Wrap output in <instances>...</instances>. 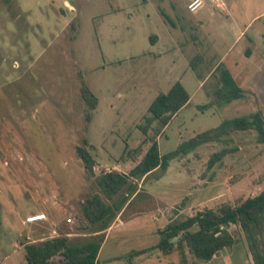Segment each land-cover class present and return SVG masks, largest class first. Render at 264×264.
I'll list each match as a JSON object with an SVG mask.
<instances>
[{
    "label": "rangeland",
    "instance_id": "374dc122",
    "mask_svg": "<svg viewBox=\"0 0 264 264\" xmlns=\"http://www.w3.org/2000/svg\"><path fill=\"white\" fill-rule=\"evenodd\" d=\"M223 1L226 12L211 4L190 12L188 0H0V264H28V243L92 238L81 205L98 188L78 149L93 155L96 176L129 174L160 126L143 131L150 105L175 83L192 98L157 137L162 155L225 119L264 114V0ZM224 69L245 97L220 106ZM135 182L98 264H182L178 248L129 255L157 245L171 220L260 193L264 146L255 131L238 132ZM229 230L240 244L210 264H250L242 230Z\"/></svg>",
    "mask_w": 264,
    "mask_h": 264
},
{
    "label": "trees",
    "instance_id": "16d2710c",
    "mask_svg": "<svg viewBox=\"0 0 264 264\" xmlns=\"http://www.w3.org/2000/svg\"><path fill=\"white\" fill-rule=\"evenodd\" d=\"M219 82L215 93L220 106L245 97V91L237 85L229 70H223ZM83 95L93 104L94 97L88 88H84ZM190 99L191 96L183 84L177 82L168 93L160 94L153 101L143 131L147 134L154 122H158L160 126L151 136V145L146 154L129 174L111 170L96 176V161L93 155L85 148L78 149V155L88 175L95 177L98 188V191L83 200L81 205L82 214L87 221L86 228L94 227V235L83 241L60 235L28 243L25 246L28 264H98L106 231L135 198L136 180L146 179L157 169L167 171L173 159L186 155L206 143L225 141L238 132L255 131L258 143L264 146V114L258 110L250 115L225 119L219 126L197 134L182 142L177 149L162 155L157 137L173 117L190 103ZM230 151L231 149L224 148L215 153L209 165L213 166ZM231 225L242 230L243 242L246 243L253 264H264V189L238 205L223 204L217 210L206 208L186 219L171 220L159 230L160 240L157 245L133 250L129 256L134 257L155 249L168 256L178 248L182 264H187L188 253L197 259L194 264H207L220 252L232 249L238 244V239L229 230ZM56 256L61 259L54 260Z\"/></svg>",
    "mask_w": 264,
    "mask_h": 264
},
{
    "label": "built area",
    "instance_id": "2783aa9c",
    "mask_svg": "<svg viewBox=\"0 0 264 264\" xmlns=\"http://www.w3.org/2000/svg\"><path fill=\"white\" fill-rule=\"evenodd\" d=\"M208 4H211L217 9H225L226 5L223 0H188L187 2V9L190 12H196L204 7H206ZM40 220L44 219V216H39ZM34 221V220H31Z\"/></svg>",
    "mask_w": 264,
    "mask_h": 264
},
{
    "label": "crops",
    "instance_id": "0c3cea01",
    "mask_svg": "<svg viewBox=\"0 0 264 264\" xmlns=\"http://www.w3.org/2000/svg\"><path fill=\"white\" fill-rule=\"evenodd\" d=\"M225 5H226V7H225V9H222L224 12H226L227 11V4L225 3ZM256 18V17H255ZM243 37H245V33H244V30L243 31H241L240 33H238V39L239 40H241ZM249 42H250V44H252V41L251 40H249ZM251 48V47H250ZM191 96V95H190ZM191 98H192V96H191ZM191 100V99H190ZM127 207V206H126ZM126 207L124 208V210L119 214V215H121L124 211H125V209H126ZM149 220V219H148ZM164 228V227H163ZM162 229V228H161ZM108 236H109V234L107 235V237H106V240L108 239ZM238 244H240V242H238ZM237 244V245H238ZM236 245V246H237ZM235 247V246H234ZM233 247V248H234ZM148 248V247H147ZM232 248V249H233ZM102 249H103V245H102ZM101 249V250H102ZM142 249H146V248H142ZM134 250H141V249H134ZM228 250H230V249H228ZM228 250H224V251H228ZM246 250V249H245ZM223 251V252H224ZM247 252H246V255H247V260L249 261V263L250 264H253V262H251L252 261V259H251V257H250V255H249V252H248V250H246ZM150 252V251H149ZM149 252H146V253H144V254H141V255H137V256H134V257H137L138 259H142V258H148V253ZM166 256V255H165ZM169 256V255H168ZM216 257V256H215ZM213 258L210 262H212L214 259H216V258ZM149 259V258H148ZM210 262H208L207 264H210Z\"/></svg>",
    "mask_w": 264,
    "mask_h": 264
}]
</instances>
